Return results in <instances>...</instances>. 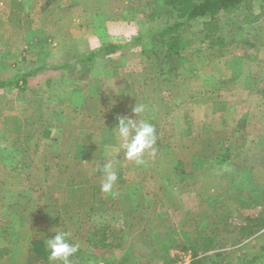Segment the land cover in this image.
Masks as SVG:
<instances>
[{
  "label": "rangeland",
  "instance_id": "1",
  "mask_svg": "<svg viewBox=\"0 0 264 264\" xmlns=\"http://www.w3.org/2000/svg\"><path fill=\"white\" fill-rule=\"evenodd\" d=\"M152 1L0 0V80L130 40L146 30L140 12ZM204 21L182 29L179 57L143 44L110 60L107 74L57 69L60 78L47 81L48 74L33 82L42 88L20 93L18 132L29 139L15 147L29 170L0 171V223L30 231L23 264H58L45 255L46 240L58 232L79 244L72 264H234L264 245V3L220 16L221 47L206 39ZM163 23L159 15L150 24ZM53 82L68 85L55 94ZM98 82L108 88L96 90ZM13 95L10 89L1 99ZM135 104L146 107L136 119L157 135L156 154L146 153L140 166L118 150L114 129L118 118L135 119ZM7 126L0 131L12 135ZM0 136L11 150L10 136ZM11 155L0 156L2 168L22 164ZM109 162L118 179L105 193L98 166ZM248 220L253 234L242 238ZM23 238L13 230L0 237L11 251L4 248L0 260L12 254L17 261L14 244Z\"/></svg>",
  "mask_w": 264,
  "mask_h": 264
},
{
  "label": "trees",
  "instance_id": "2",
  "mask_svg": "<svg viewBox=\"0 0 264 264\" xmlns=\"http://www.w3.org/2000/svg\"><path fill=\"white\" fill-rule=\"evenodd\" d=\"M253 1L264 3V0H153L152 2L144 4L140 12L144 17L143 21L148 24L143 33H137L135 36L131 37L130 40L125 42L103 43L88 54L74 59L69 65L57 68L44 66L34 70L33 73L43 70L65 69L71 64L76 63H88L95 58H105L143 44L159 46L164 49L168 57H179L184 44L181 37L182 29L187 27L190 22L202 19L205 20L202 32L206 35V39H212V41H210L211 45L221 47L224 39L218 36L221 30L220 16H228L235 13H248ZM159 15L164 17V23L162 25L150 24L155 17ZM33 73L20 74L12 77L8 81H0V89L8 86L19 88V84L24 86L27 78ZM251 222L253 223V221H247L248 224L246 227L241 229L242 238H248L253 234L254 226H250ZM55 234L56 233L51 235V237ZM105 240H107V237L103 234L101 237V245L105 248H109L108 245L103 244ZM212 242V239H206L207 247H210ZM36 244L37 251L43 252L44 244L39 242ZM45 255L49 257V251H46ZM70 259L72 260V258ZM234 264H264V245L260 246L258 253L251 258L245 256L239 257Z\"/></svg>",
  "mask_w": 264,
  "mask_h": 264
},
{
  "label": "crops",
  "instance_id": "3",
  "mask_svg": "<svg viewBox=\"0 0 264 264\" xmlns=\"http://www.w3.org/2000/svg\"><path fill=\"white\" fill-rule=\"evenodd\" d=\"M12 7H14V1H12ZM0 8H2L1 5H0ZM106 42H112V41H106ZM97 47H99V46H96L95 49ZM90 51H93V49H89V51L87 53H83L81 55L79 54V55H75L73 57H70V59H67V61L64 63V65H69L70 63L73 62L74 59L79 58L82 55L88 54ZM123 54H124V52H120V53H117V54H114V55H111V56H108V57H105V58H95V59L91 60L88 63L71 64L68 68H65V69H61L60 68V69H58V72H60V71H62V73L69 72L71 74V72L73 70L78 69L79 67H80V70H83L85 67L89 66L90 67L89 70L91 72V73H89L90 77H91V74H92V77L95 75L94 74V70L95 69L96 70L101 69L103 74H107L109 72V70H110L109 61L114 59L116 56H122ZM59 57H62V54ZM64 65L57 66V64H54V65H48V66H55L54 68H57V67H62ZM33 72L34 71L21 73V74H30V73H33ZM58 72L56 70L54 72H49V73H46V72H35L31 76H29L27 78L26 83H25L24 86L19 84V88L15 87V86H8V87H4V88L0 89V127H2V125H4V124H8L7 128H10V130H12V132H13L12 135H10L11 132L8 133L9 129H7V130L1 129L2 131H0V132H4L6 136H10L9 146L11 147V150H7V146H5L6 144L2 145L0 143V145H1V147H0V156L4 157V156H6L7 152H11V154H12L11 156L12 157L14 156V157L17 158V161L22 162L21 165H17V166L11 164L12 166L6 167L7 169L2 168L1 167L2 164H0V171L1 172L4 173V172L13 171V172H21V173L24 174L25 171L29 170V168H28V166H29L28 163L29 162L25 163L26 161H25L24 158L20 159V156H21L20 149H16V147H15L16 146L15 145L16 142H19V141H21L23 139L24 140L29 139L28 135H26V134L19 135V133H21V131L18 132V130H20V128L22 127L21 123H23V122L19 123V121H18L19 119H17V117H16L15 108L20 107L21 103H24V102H22V100H19V98H22L20 93H24L25 91H27V89H31V88H37V89L42 88L41 85L36 87V85L33 83L34 80L37 81L40 78L47 76L48 74H51L52 77H50V76L46 77L47 81L50 80L49 78L56 79L55 77L57 76V74H60V75H58V78H60L62 76L61 75L62 73H58ZM18 74L19 73H17V75ZM14 76H16V75H13L12 77H14ZM53 76H55V77H53ZM11 78H9L8 80H10ZM8 80H0V81H8ZM73 81H74L73 79H71V81H70V84H71L70 86L71 87H69V91H68L69 93L70 92L73 93V91H75L74 87L72 88V86H74V85H72ZM53 83L54 84H52L51 92L57 91V94H58V90L60 88L64 89V86L68 85V83L66 85H64V86H63L62 83L61 84L60 83H55V82H53ZM94 86H95L96 90H101V91H104L105 88H108V87H106L104 85V83H100V82H98L97 85H94ZM10 89L12 90V92H14L13 100L4 102V100L1 99L2 98L1 95L3 94V92H5L7 90H10ZM65 89H68V88H65ZM15 92H17V94ZM55 94H56V92H55ZM16 97L18 98V100L15 101ZM70 97H71V99H69V103H72L73 94H70ZM71 106L74 107L75 105L72 104ZM21 120H23V119H21ZM57 120H59V119H57ZM17 123L19 124V126H15V124H17ZM43 136L46 137L45 134ZM0 139H2L1 136H0ZM22 147H23V149H21V150L24 152V149H25L24 145ZM23 155H25V153ZM20 181H22L21 182L22 186H24L23 183H24L25 180L22 178V179H20ZM4 182L5 181L0 182V188L1 187L6 188V185H4ZM17 188L20 189L21 187H17ZM4 202H5V200L0 198V204L2 203V205H3ZM88 203L92 204V201H89ZM7 215H8L7 218L11 219L10 216H9V213H7ZM5 220H6V218H5ZM5 220H3V223H0V237H2L4 235H7V232L10 233L13 230V231H15V233L17 235H22L24 238L26 236L27 240H26V242L23 241L21 243V245L14 244V246H17V247L20 246V248H19L20 251L19 252H22V255H18L17 256V257H19L17 261H16V259H14L13 255L10 254V255H8V259H1L0 260V264H23L24 263V257H26V254L30 250V243H31L30 242V231L27 228H25L24 224H22V226H20L19 228L18 227L17 228L13 227V229H11L9 227L10 225L8 223L4 224ZM8 245L9 244H6V243L3 244V242L1 241L0 242V253L5 251L4 248L7 249L6 251L11 252ZM21 258L23 260H21Z\"/></svg>",
  "mask_w": 264,
  "mask_h": 264
},
{
  "label": "clouds",
  "instance_id": "4",
  "mask_svg": "<svg viewBox=\"0 0 264 264\" xmlns=\"http://www.w3.org/2000/svg\"><path fill=\"white\" fill-rule=\"evenodd\" d=\"M135 30L127 33L126 36L135 35ZM99 46V45H96ZM135 119L129 117L118 118L115 129L119 137V149L123 150L125 158L140 166L145 164L143 159L146 153L155 155V144L157 140L156 129L145 119L137 120V116H141L146 111L143 104H135L132 109ZM103 174V183L101 189L105 193L112 191L118 176L111 162L98 166ZM46 245L49 250V259L57 261L58 264H72L71 257L79 250L78 243H71L68 240L65 232H58L51 238L46 240Z\"/></svg>",
  "mask_w": 264,
  "mask_h": 264
}]
</instances>
